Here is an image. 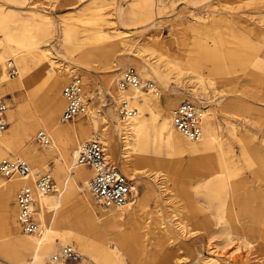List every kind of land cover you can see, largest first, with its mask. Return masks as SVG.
I'll return each mask as SVG.
<instances>
[{"label": "rangeland", "instance_id": "1", "mask_svg": "<svg viewBox=\"0 0 264 264\" xmlns=\"http://www.w3.org/2000/svg\"><path fill=\"white\" fill-rule=\"evenodd\" d=\"M66 3L68 2L63 0H18V2H6L0 8V16H2L0 41L12 35H29L33 32L36 25L46 28L44 30L45 34L40 39V50H45L46 45L49 44L48 48H50L53 55L63 64H68V67L73 70L61 83V90L65 82L70 78L75 75H81L84 85V99L87 111L89 110L90 112L92 110L91 106H93L98 111L97 113H106L109 109L116 108V113L118 114L117 107L121 103V98L124 97L125 93L128 96L133 94L128 91L121 94L118 93L115 97L113 93V89L116 88L117 80L120 77L119 73L127 66L135 67L143 80L152 81L156 88L159 89L160 86L152 77H147L141 72L142 70L139 69L135 57L126 50L127 45L137 46L141 48L143 55L151 54L148 55L149 58L155 55L163 62L165 60L182 61L185 55L193 51L200 53L218 51V56L216 57L218 58V72H216L218 74H210L207 67L202 68V75L204 77L210 75L213 81L202 84L207 87L208 94L202 96L203 103L198 104H201L204 110L214 113L219 125L217 132L222 142L221 150L225 151V160L216 158L218 166L221 165L222 168L219 170V180H210L207 184L197 185L195 183L196 174L194 169L187 167L186 169L175 168L174 170L169 168L167 166L168 162L177 160L178 154L167 148L159 149L158 146H153V143L159 142V137L157 132L150 127L146 132V138L148 139L147 141L144 139L145 143L143 144H148L145 157L142 161L134 160V176L124 173L123 159L121 158L122 144L118 136L112 133L111 127L108 128V131L113 134L112 138L116 140L117 146L116 149H108L110 154L108 158L128 178L133 180L136 187L135 194L141 202L138 212L143 216L147 227L145 234L148 247L146 250L151 255L150 259L147 258V264H157L166 252L175 253L179 261L178 264H201L210 253L213 254L214 258H220L221 261H224L222 259L224 253H226V257L231 259L230 254L238 245L241 246L239 249L241 255H239L246 254L247 247L244 246V240L246 239L243 236L249 241L253 240L252 231L245 229L242 232L243 234L234 232L232 238L227 239L225 230L223 231L222 221L220 220L221 222L219 223L218 218L223 216L229 220L230 218L235 219L238 217L242 221H249L251 215L247 213L245 215V213L239 211L237 206V190L241 187L239 176L242 170L249 173L248 171L252 166L264 178V152L257 158L252 156L248 161L239 162L237 158L240 154L238 138L241 135H245V141L248 146H257L260 141H264V7L254 0H148L147 4L162 6L164 12H169V19L171 20V22H168V18L164 14L158 15L156 16L155 25L149 28L141 26L140 23H116L115 12L119 9H124L126 13H132L131 16L133 18L142 19V17L147 16L146 10L132 7L131 0H81L78 2V8L72 10L65 6ZM85 7L87 8L86 10H81V8ZM44 15L45 19L42 21L40 17ZM194 15L200 18L205 15H214L216 19L221 20L226 17V20L219 23L218 28L211 32L207 40L208 43L201 40L194 44L190 33L182 29L183 23L185 21L192 22ZM245 20L246 22H244ZM247 21L250 23H247ZM158 33L166 39L170 49L169 53H164L161 57L159 56L160 51L147 44L150 37ZM249 41L257 45L255 51L258 54V63L252 66L253 68L251 69L249 67L248 70L245 66V60L246 55L249 54L246 44ZM4 57L5 59L9 58L5 54ZM113 58L120 63L118 67H111V59ZM176 70L178 71V69ZM182 71L185 72L183 69ZM188 72L183 73V75L198 82V73ZM6 75L9 78H13L9 76L7 69ZM2 76L0 69V78ZM109 76H113V78L116 76L112 85L113 91L106 85ZM198 84H201V82H198ZM182 90L184 93L180 95L182 99L180 102L193 98L185 88ZM238 93L244 94L247 100L256 108L254 113L256 120L248 117L246 122H243L231 108L234 97ZM140 94H148L151 99L156 97L151 95V93L143 92ZM159 94H161L162 103L165 106L166 100L163 98L162 91ZM17 95L22 108H17L12 102V97L6 96L7 111L19 113L23 107H30L28 105L29 96L25 90L19 91ZM47 100L48 94L41 92L33 96L32 103L39 110ZM7 111L8 126L6 130L11 132L14 129L16 120L10 118ZM90 112L82 118H89ZM77 121L78 118L70 121L69 124L73 125ZM99 126L100 131L98 132H95L94 129L90 130L88 140H91L96 135L101 140L105 138L101 131L105 127L104 121H99ZM39 130L41 129L38 128L35 133L37 134ZM48 134L50 138L49 145H52L53 135L52 133ZM49 145H42L40 149ZM56 146V148L54 147L56 151L53 157L48 158L46 164L39 169H36L31 161L25 159L28 161L33 173L50 172L53 175L56 188L50 194L54 196L58 193V189L63 186L70 187V181H65L64 184L61 181L65 172L57 173L63 162L65 146L62 144ZM6 157L12 159L10 156ZM143 170L152 173L157 172L163 178H157L156 181L151 179L150 185H148L141 177L140 172ZM0 177L4 181L10 179L2 175ZM224 184L230 185V193H226L220 188ZM78 187L82 189L84 185L79 183ZM21 189L16 190L14 199L9 200L8 206H3L0 203V244L9 239H15L16 235L10 224V211L11 207H14L17 220L15 202L17 193ZM72 190L78 203L73 208L74 213L71 216L72 220L75 221L76 215H80L83 212L79 205L82 192L75 184H73ZM91 195L96 207L102 209V205L99 204L93 194ZM260 195L263 196V193H259L258 196L256 194L257 202L261 201L262 196L260 197ZM132 200L134 201L135 199L132 198L130 201ZM206 204H209L212 209L207 210ZM98 209L95 210V213H98ZM172 214H177L184 221L185 231L181 234L174 226H171V236L167 237L160 230L159 219L161 217L159 215H162V218L168 223ZM58 216H60L59 213ZM55 228L57 231L62 230L58 226H55ZM99 228V233L102 232L107 235L108 232L105 226H100ZM121 229L124 234L115 244L117 252L115 258L121 260L123 264H132V259L129 257L127 249V234L130 233L131 226L124 223ZM19 234H24L21 229ZM94 243L99 244L97 241ZM69 244L74 245L78 249L81 259L78 262H59L60 264H101L98 262L101 259L99 258L100 254L95 255L98 260H88L76 241L73 240ZM253 245V243L250 244V246ZM62 246H59L58 250ZM31 252L32 250H30V255L28 256V264L31 260ZM10 261L11 257L9 255L2 254L0 256V264H9ZM238 261V264H264L263 258L260 255H254V252L249 256H244L242 260L238 259Z\"/></svg>", "mask_w": 264, "mask_h": 264}, {"label": "bare ground", "instance_id": "2", "mask_svg": "<svg viewBox=\"0 0 264 264\" xmlns=\"http://www.w3.org/2000/svg\"><path fill=\"white\" fill-rule=\"evenodd\" d=\"M63 1H67L68 3L65 6H68L72 10L78 8V2L81 0ZM254 1L264 7V0ZM6 2H18V0H0V8ZM147 2L148 0H131L132 7L142 8L147 11L148 14L146 17H142V19L133 18L131 16L132 13H126L124 9H119L115 12L116 23H140L143 27L152 28L155 25L156 16L161 14H164L168 18V22H171L169 12H164L162 6L147 4ZM86 9V7L81 8V10ZM40 18L43 21L45 15ZM225 20L226 17L219 20L214 15H205L201 18L194 15L193 21H185L182 29L190 33L194 44L201 40L208 43L207 40L211 32L216 30L219 26L218 24ZM247 23L250 22L247 21ZM1 25L2 16H0V28ZM34 28L33 32L29 35H12L0 41V69L1 74H3L0 78V97L5 98L6 96H11L14 105L17 108H22L17 93L25 90L30 100L28 101L30 107H23L19 113L7 111L10 118L16 120V123L11 132L5 130L0 134V158L3 159L8 158L6 156H10L12 158L11 160H22L25 162L28 160L32 162V165L34 164L36 169H39L46 164L48 158L53 157L56 151L54 147L56 148V145L62 144L65 146V151L63 153V162L57 170V173L61 174L65 172L61 181L63 184L65 181H70V187L63 186L61 189H58L56 196L50 193L42 194L36 187L37 178L42 172L33 173L31 169V172L29 171L25 175L14 174L9 176L8 178L10 179L7 181H4L0 177V203L3 206H8L9 200L14 199L17 189H23L24 187L31 188L34 194L32 210L39 226L36 233H24L20 235V226L18 220H16L14 207H11L10 224L16 236L15 239H9L0 244V256L2 254L9 255L11 257L9 264H28V256L30 255V250H32L29 264H60L51 262L52 256L58 253L59 246L70 245L69 243L74 240L80 246L88 260H98L95 255L100 254L99 258L101 259L98 262L101 264H123L121 260L115 258L117 253L115 244L123 236L124 232H122L121 227L126 223L131 226V231L127 234V249L129 251L128 255L132 259V264H147V258H151L150 252L146 250L148 247L146 245L147 237L145 234L147 227L143 216L138 212L141 202L135 194L136 188L132 195V198L135 199L134 201H130L131 198L122 207L102 206V209H98L93 201L89 187L94 172L90 167L77 162L78 152L85 142L90 141L88 140L90 130L94 129L95 132L100 131L99 121H104L105 127L101 131L105 138L101 140L96 135L91 140L99 138L103 141L107 156L110 157L108 149H116L117 146L116 140L112 138V133H115L122 144L121 158L123 159L122 166L124 173L134 176V160L142 161L145 157L148 144H143L145 143L144 139L145 141L148 139L146 138V132L150 127L157 132V136L159 137V142L153 143V146H158L159 149L167 148L178 154L177 160L168 162L167 166L169 168L174 170L175 168L186 169L187 167L192 170L194 169L196 174L195 183L197 185L207 184L210 180H219V170L222 168L221 165L218 166L216 158H223L225 160V151L221 150L222 142L217 132L219 125L214 113L204 110V116L201 122L202 136L198 141H191L181 135L173 125L172 120V109L177 107L182 100L180 98V95L184 93L182 89L185 88L190 96L193 97L190 100L196 103H203L202 96H206L208 92L207 87L202 84L211 82L213 79L210 75L204 77L201 73L202 68L207 67L210 74H218L216 73L218 72V58H216L218 51L214 50L207 53L193 51L185 55L182 61L165 60L163 62L155 55L151 58L148 57L151 54L143 55L141 48L137 46L132 44L127 45L126 50H128L130 55L135 57L139 69L142 70L141 72L147 77H152L160 86L159 89L162 91V95H164L163 98L166 100V105L163 106L162 96L159 94L160 91L156 88L155 84L154 89L149 91L141 90L136 92L133 90L130 91L131 89H121L119 87L121 73L125 68L133 67L127 66L119 73L120 77L117 80L116 88L113 89L114 91L112 90V85L115 82L116 76L114 78L113 76H109L106 85L113 91L115 97L118 93L121 94L122 92L129 91L133 93L134 95L132 94L131 96L125 93L121 101L123 99L129 100L131 105L137 109L138 113L134 117L123 121L116 113V108L109 109L106 113H97L98 111L93 106H91V112L89 110L87 111L86 105L85 113L78 117V121L75 124L70 125V121H64L62 118L66 101L62 93L65 84L61 90V83L73 70L71 67H68V64H63L53 55L50 48H48L49 44L46 45L45 50H40V39L45 34L44 30L46 28H43L41 25H36ZM147 44L160 51V57L164 53H169L168 43L160 33L153 34ZM246 44L249 49V54L246 55L245 66L247 69L249 67L251 69L253 68L252 66L258 63V54L255 51L257 45L250 41ZM3 53L9 56V58L5 59ZM9 60L13 61L18 69L15 75L11 76L9 74L13 78H9L6 75ZM111 63V67H118L120 64L114 58L111 59ZM188 71L198 73L197 79L201 84L183 75V73ZM140 78L143 83L149 81L143 80L141 75ZM82 86L84 91V85ZM41 92L48 94V100L38 110L32 103V98ZM143 92L151 93V95L156 97L151 99L148 94H140ZM231 105V108L243 122H246L248 117L256 120L254 116L256 108L247 100L244 94L238 93L234 97ZM89 112V118L83 119L82 117L84 115L87 116ZM110 127L113 130L112 133L108 131ZM38 128L41 129L38 133L42 131L48 137V133H52V145H49V143L48 147L40 149L41 145L36 140L38 133H35ZM245 138L244 134L238 138L240 154L237 158L239 162L248 161L252 156L257 158L264 152V141H260L259 146H248ZM248 172L246 173L242 170L239 176L241 187L237 190L236 200L239 211L245 213V215L246 213L250 214L251 219L245 222L238 217L235 219L230 218L229 220L223 216H219L218 218L219 223L222 221L223 231L225 230L227 239L232 238L234 232L243 234L242 232L245 229L252 231L253 240L249 241L243 236L246 239L244 240V246L247 247L246 254L240 256L239 249L241 246L238 245L231 252V259L226 257L227 255L224 253L222 255L224 261H221L220 258H214L212 256L213 254L210 253L211 255L209 254L201 264H238V259L242 260L244 256H249L252 252L256 256L260 255L264 260V178L252 166ZM140 173L148 185H150L151 179L156 181L157 178H163L157 172L152 173L143 170ZM79 183L84 185L82 189L78 187ZM73 184L78 189L80 188V192H82L79 205L83 212L80 215H76L75 221L72 220L71 216L74 213L73 208L78 203L73 195ZM229 186L224 184L220 188L226 191V193H230L231 189ZM259 193H263V196L260 195V197L262 196L261 201L257 202L256 194L258 196ZM96 209H98V213H95ZM206 209L210 210L212 207L206 204ZM58 213L60 216H58ZM159 216L161 217L159 219L160 230L167 237L171 236V226H174L181 234L184 233V221L177 214H172L168 223L162 218V215ZM55 226L61 227L62 230L57 231ZM100 226H105L108 232L107 235L102 232L99 233ZM94 240L99 242V244H95ZM252 243L254 245L250 246ZM178 263L179 261L175 253L166 252L157 264Z\"/></svg>", "mask_w": 264, "mask_h": 264}, {"label": "built area", "instance_id": "3", "mask_svg": "<svg viewBox=\"0 0 264 264\" xmlns=\"http://www.w3.org/2000/svg\"><path fill=\"white\" fill-rule=\"evenodd\" d=\"M18 69L11 60L8 62V72L11 76ZM83 81L81 75L73 76L65 83L62 93L66 101L63 112L64 121H73L85 113L86 101L84 99ZM121 89L130 91H149L154 89L152 81H141L135 67L123 70L119 80ZM7 100L0 97V134L6 130L8 122L6 111ZM138 113L129 100L123 99L118 107L119 116L125 120L134 117ZM204 116V107L190 100H183L173 110L172 120L177 131L191 141H198L202 136L201 122ZM39 145H48L50 139L46 133L40 131L36 136ZM77 162L90 167L94 175L90 180V191L102 206L122 207L132 198L135 185L107 156L103 142L99 138L87 141L78 152ZM30 171L27 162L22 160L0 159V175L9 177L14 174L25 175ZM55 180L51 173L45 172L39 175L36 182L38 191L49 194L55 190ZM34 194L31 188L24 187L16 196L17 220L20 229L25 234L36 233L39 229L35 214L33 213ZM81 255L74 245H65L59 252L52 256L51 262H78Z\"/></svg>", "mask_w": 264, "mask_h": 264}]
</instances>
